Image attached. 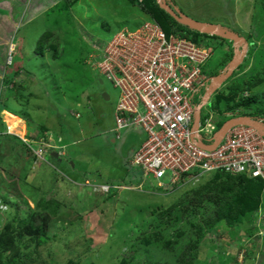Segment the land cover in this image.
<instances>
[{
  "label": "rangeland",
  "instance_id": "obj_1",
  "mask_svg": "<svg viewBox=\"0 0 264 264\" xmlns=\"http://www.w3.org/2000/svg\"><path fill=\"white\" fill-rule=\"evenodd\" d=\"M34 1L0 0V105L11 109L12 111H7L14 115H19L18 112L21 111L30 117L40 118L44 112L53 110L52 96L60 102L64 91L75 92V97L81 98L91 94L88 89H94L99 94L106 90L113 100L116 99L118 90L109 81L99 77L104 83L102 86L94 76L97 74L93 68L81 66L80 61L87 57V49H91L93 39L102 43L110 41L122 21L127 22L130 29H135L138 27L136 24L147 20V17L144 19L145 15L130 6L127 0H79L73 6L63 4L53 9L50 7L52 3L48 5L42 1L43 4L36 5ZM63 1L65 0H59L58 4ZM174 2L188 17L217 24L244 39L245 42L238 45H245L246 48L243 53L240 52L242 59L232 75L234 78L253 68L254 74L264 72V64L255 66L257 60H254L252 53V49L256 47L261 48L264 54V0ZM34 11L38 12L37 16H33ZM32 18L36 19L30 22ZM180 25H175L174 29H179L189 37L200 34ZM206 37L207 35L200 38V41H204ZM41 39L43 44L37 54L36 49ZM219 42L224 43V47L218 46ZM210 43L209 46L218 48L219 53L207 63L204 70L207 75L218 77L225 70L228 64L226 62L232 59L228 56L222 60L223 52L227 51V55H230L232 49L234 57L236 47L232 41L219 37ZM219 91L220 94L225 93L224 88ZM205 94L206 92L204 96ZM253 94L257 97L256 104L252 105V109L243 105L237 109L238 113L255 114L256 108L264 111V81L247 96ZM66 96L69 98L70 95L66 93ZM69 100L72 103L70 98ZM113 100L105 103L100 98L97 99V103H103V107L95 115L98 120L103 115L105 121L110 123ZM195 101L198 108L200 103L197 99ZM215 101L211 100L202 114L209 117L212 113L213 123L221 125L228 120L223 117L228 111L221 112L217 107L218 101ZM263 111L261 116L264 115ZM257 113L259 115L260 112ZM0 117L9 131L10 124L3 112ZM86 117L85 111L84 120ZM66 118L67 122H61L64 117L60 116L56 123L68 126L74 122L73 118ZM33 123L31 121L30 125L33 126ZM41 123L43 125L45 122ZM48 123L51 124L52 131H57L56 123ZM21 126L25 128L24 133ZM127 132L146 137L139 126L124 130L122 141L113 148L119 160L124 158V145L129 141L130 134ZM11 133L24 139L34 150L49 144L46 141L40 142L36 138L37 134L28 132L25 123L20 124L15 131L10 130V135ZM71 136L75 137L74 134ZM15 150L9 156L0 151V156L7 159L6 166L0 164V232L4 231L9 217L14 215L16 209L18 216L24 218L27 213L38 209L36 202L40 200L53 201L57 204L56 208L60 207L55 215L44 213L49 214L45 244L31 242L28 236L22 237L17 239L14 246L16 248L8 255L9 258L0 251V262L6 258L13 260L14 257L13 264H122L124 260L128 264H264V237L260 238L258 235L259 230L264 231L261 225L257 233L250 236L245 233L251 230L255 222L252 219L233 227L220 221L209 230L206 224L216 215L215 204L212 203L213 193L206 196V202L196 209L197 212L185 210L189 201L195 199V191L211 184L216 179V174L205 176L197 183L183 182L171 191L159 192L139 188L142 173L136 170V174H133L132 169L126 166L124 170L129 174L125 177L122 175V179L117 181L107 180L110 178L106 176V183L117 187L132 181L136 186L127 190L117 189V195L111 197L106 192H97L91 185H86L87 174L77 173L75 170L84 171L88 165L69 163L70 166L66 169L71 167L70 175L61 176L58 172L62 173L59 170L63 171L61 165L67 163L66 159L57 171L47 163H43L40 170L35 164L44 159L32 156V152H29L27 157H35L30 165L21 161V150ZM82 150L88 153L86 148ZM96 154L99 157L102 153L99 151ZM109 165L119 169L115 164L114 167ZM36 168L39 170L37 173ZM44 168L48 169L45 176ZM88 168L98 173V166ZM246 186L251 189L260 188L251 183ZM6 201L18 208L7 206L4 203ZM261 208L264 209V206ZM164 212L169 213L164 215ZM164 244H168L169 249Z\"/></svg>",
  "mask_w": 264,
  "mask_h": 264
},
{
  "label": "built area",
  "instance_id": "obj_2",
  "mask_svg": "<svg viewBox=\"0 0 264 264\" xmlns=\"http://www.w3.org/2000/svg\"><path fill=\"white\" fill-rule=\"evenodd\" d=\"M91 48L97 52L90 56L91 69L119 92L116 131L135 125L145 133L144 143L129 162L134 172L143 175L139 188L171 191L183 182L197 183L216 172L264 182L263 121L252 118L250 124L233 126L215 149L204 147L213 145L219 132L212 113L209 117L202 114L218 86L204 72L215 55L212 47L167 35L159 24L148 20L135 30L118 32L105 43L93 39ZM223 117L236 120L241 116L228 112ZM21 140L42 160L44 147H52L41 140L46 145L34 150ZM100 189L110 191L108 186ZM256 217L258 228H264L263 209ZM261 231L260 238L264 237Z\"/></svg>",
  "mask_w": 264,
  "mask_h": 264
},
{
  "label": "trees",
  "instance_id": "obj_3",
  "mask_svg": "<svg viewBox=\"0 0 264 264\" xmlns=\"http://www.w3.org/2000/svg\"><path fill=\"white\" fill-rule=\"evenodd\" d=\"M78 1L79 0H65L62 2V4L59 3L56 6H61L63 4H67L68 6H73ZM129 3L132 6L137 7L144 15L151 18L155 23L159 24L167 35L177 34L178 36L187 38L198 45L202 44L208 47H211L209 46L211 44L210 43L211 40H215L216 38L215 36L211 37L207 35L204 41L201 42L200 38H204V36L206 35L200 33L199 35L197 34V35H192V37H189L188 35L181 33L179 29H174L175 25H180V24H178L174 20V18H172L168 13L162 10L157 4L156 0H142V2H140V0H129ZM41 44H43V39L39 41L38 44L39 47L36 49L37 54H39L38 51L39 48H41L40 47ZM218 46L224 47V43L219 42ZM50 49H53V47L52 48L50 47ZM87 50H88L86 53L87 57H85V59L83 58L81 59L80 65L81 66L84 65L86 67L91 68L89 65L90 56L93 54H97V52L93 48ZM81 51H84V49H82ZM231 51L232 52L230 53V55H227L228 53L227 51L223 52L222 60L227 59L228 56L230 58H233V50L231 49ZM214 52L215 54L219 53L218 48H214ZM252 53L255 56L254 60H257L256 61L257 64L255 66L263 65L264 54L263 52H261V48L259 49L256 47L255 49L253 48ZM254 71L255 69L253 68L248 72L244 73L242 76L240 77L237 76L236 78L232 77L230 78V80L226 82L224 86L225 93L223 92L222 94H220L219 92L215 96V100L218 101L219 103L216 101L215 102L217 103V107L221 112L223 111L234 112L236 111V109H239L243 105L248 109H252V105L256 104L255 101H257V97L254 94L245 97L244 94L253 92V90H255L256 87L260 86L264 81V72L261 73L258 71L259 73L254 74ZM94 76L99 79L98 75H94ZM238 80L240 81L238 82ZM257 109L258 108L255 109L256 113L254 115L261 117V111L263 110L261 109L257 110ZM6 110L8 109L5 107V105H0V114L1 112H4ZM257 111L260 112L259 115ZM56 114L59 118L61 116V111L58 109ZM22 117L24 118L23 115ZM26 120L29 121V123L31 124V119H29V117H26ZM221 126L222 125H220V127ZM0 128H1L0 145L1 143L10 141L8 143L13 144L14 147L13 150L17 147H22L24 148L27 154L29 152L31 153V151L26 147V145L22 142V140H20L18 137L11 136L6 133L7 125L2 120L1 117H0ZM2 128L4 129V131H2ZM46 130L47 128L45 126H40V132L42 134L41 137L42 136L44 137L43 138L44 142L46 141L49 144H51L52 142L49 141L46 136H44ZM2 132L4 133L2 134ZM44 151L45 154L43 155V158L44 161H46L45 163H49V160H53V158L51 157L52 152H56L57 154L59 152L56 148L53 147L50 148L44 147ZM31 154L32 156H34L33 153ZM54 157H56V155H54ZM2 164L6 166V163L2 162ZM215 174L217 177L211 184L208 185L206 184L204 187H201L197 191H195V199L189 201L190 204L187 206L185 210L192 213L197 212L196 209L204 205V203L206 202L207 199L206 196H209L211 193H213L214 196L212 199L213 200L212 203L215 204L216 215L215 218L213 219L211 218L210 222L206 224L209 230L210 228L211 229L213 228L212 227L213 225L219 223L220 221L227 223L231 227L251 219L252 221L256 222L257 220L256 214H258L260 209H262L261 207L264 206V182L261 179H251L248 178L247 176H231V175L223 174L222 172H216L212 175ZM131 182L129 181L128 184H123V186L131 187L133 186ZM247 183L257 184L259 185L260 188L258 189L255 188L251 189L250 187L247 188L246 186ZM261 187H262V191H261ZM116 191H117L116 189H113L111 187L108 196L110 195L111 197H113L117 195ZM4 203L5 204L7 203V206H10L12 208H18L17 205L9 204L7 201ZM36 203L38 209L27 213L26 217L24 218L18 216V210L16 209L14 215L13 216L11 215L9 217L4 231L2 230L0 232V251L4 252V254H6V257L9 258L8 255H10V253H12L13 250L16 248V247L14 248V246L17 239H21L22 237L28 236L31 238V242H34L36 244L44 243L45 238L47 237L46 225L49 220V217L47 218V215L49 214H44V213L49 212L51 213L50 215H55L60 206H58L57 209L55 206L57 204L53 201L40 200L37 201ZM167 213L169 212H164V215H166ZM40 221L41 223L39 224ZM255 222L252 225L251 230L248 233H245L246 236L253 235V233H257V230H259ZM156 238H158V235H156ZM202 238L203 237H200V239ZM164 247L169 249L168 244L166 245L164 244ZM13 260L6 258V260H2L0 264H13L12 262ZM122 264H128V263L124 260Z\"/></svg>",
  "mask_w": 264,
  "mask_h": 264
},
{
  "label": "crops",
  "instance_id": "obj_4",
  "mask_svg": "<svg viewBox=\"0 0 264 264\" xmlns=\"http://www.w3.org/2000/svg\"><path fill=\"white\" fill-rule=\"evenodd\" d=\"M42 1H45L48 5L52 3V5L50 6L52 7V9L59 2V0H35L34 3H36V5H40L41 3L42 4L44 3ZM127 2L129 3V0H127ZM129 5L132 6L130 3ZM132 7L136 8V10H138L141 14H143L137 7L135 6H132ZM36 14H38V12L34 11L33 16H37ZM145 18H146V15L144 19ZM35 19L36 18H32L30 22ZM126 23L127 22L122 21L117 32H120L125 29H130V27L126 25ZM141 23L142 21L138 22L136 26H140ZM88 90L91 92V94L88 93L87 95L81 98L75 97L76 95L75 92L64 91L65 93L60 102H58V100L54 98V96H52L54 94H50L52 96L51 105H52L53 110L49 109L47 111L48 113L44 112L40 118L30 117L29 114L28 115L23 114L21 111L18 112L19 115L17 116L22 120V123L26 124L28 132L30 131L33 132V135L37 134L36 138H38L39 140H44L43 139L44 137L43 136L41 137L42 134L40 132V126H45L47 128L46 132L44 133L45 134L44 136H46L47 139L52 142L51 146L53 148H56L59 151L58 154L56 152L51 153V157L53 158V160H49V163L47 164L50 167H52V169L57 171L62 161L65 159L67 161V163H64L63 165H61L63 171L59 170L62 172V173L58 172L59 175L60 174L61 176L63 175L66 176L67 174L70 175L71 167L68 169L66 168L69 167L70 165L81 163V164H85L88 166H86L84 171L81 170V172H79L78 169H75V170L77 171V173L87 174L86 179L84 178L86 180L84 181L87 182L86 185L88 186L90 185L91 186H101V185H106V184L110 185L106 183V176L110 178L107 180L117 181V180L122 179L123 177L122 175H124L125 177L126 174H129L127 171L124 170V168L126 166H128L129 168V162L131 161L134 154L138 151V149L142 146V144L145 141V138L141 136L139 133L127 132V134H130L129 141L125 143L124 145L125 147V151L123 152L124 158L119 160L117 152L113 150V148L117 146L118 142L122 141L123 139L122 132L124 130H130L131 127L124 129L122 132L117 134L115 132L114 112L118 104V98L113 100V97L111 96V94H109L108 91L106 90L103 91L102 94L97 93L94 89H88ZM66 93L70 95L69 98L71 99L72 103L68 102L69 98H67L68 96H66ZM104 93H108L110 95L109 101L104 100V98H102V95ZM98 98H100L102 102H105V103H109L111 100H113V102L111 103L112 112L110 113V119H111L110 123L105 121V116L103 115L100 116L99 120L97 119V116H95L100 111V109L103 107L102 106L103 103L96 102ZM95 106H98L99 109L96 108ZM58 109L61 111V116L64 117V119L61 120V122H67L68 119L66 117L73 118L74 122H71V124H69L68 126L63 125L61 122L56 123V122H59V118L56 114V110ZM81 109L82 111H80ZM8 110L10 111L11 109H8ZM9 111L6 110L5 113ZM85 111H86V116H87L86 120H84L83 118ZM5 113H3V115ZM22 115L24 116V118L22 117ZM77 115H79V117H77ZM26 117H29V119L32 118L31 121L34 122L33 126H31L29 121L26 120ZM41 122H45V123L42 125ZM48 122L56 123V126L58 128L57 131H52L53 129L51 128V124ZM131 132L133 131L131 130ZM7 134L10 135V130H9V133ZM71 134H74L75 137L71 136ZM11 136H15V134L11 133ZM8 142L1 143L0 151L4 152L5 154L7 153V155L9 156L10 153H15V152H13V148H14L13 144L8 143ZM83 148L84 149L86 148V152L88 153H84L82 150ZM15 149L21 150V153H22L21 161L28 162L30 165H32V162L35 161V158L33 157L31 158V156L27 157L28 154L22 147H17ZM99 151L102 154L101 155L99 154L100 156L98 157L96 153H99ZM54 155H56V157H54ZM2 162L3 163L7 162V159L5 157L0 156V164H2ZM45 162L46 161L38 162L37 164H35V166L38 169L40 168L41 170L43 168V163ZM109 164H112L113 167L115 164L117 165L116 167H119V169L117 168L114 169ZM92 165L98 166V173H96L91 168H88L89 166H92ZM37 168L35 169L36 171L35 173L39 171ZM86 169L89 170L91 173H89ZM47 171L48 169L44 168V174H43L44 176H45V173L46 174L48 173ZM133 174H136V173H133ZM55 177H58V175H55Z\"/></svg>",
  "mask_w": 264,
  "mask_h": 264
},
{
  "label": "water",
  "instance_id": "obj_5",
  "mask_svg": "<svg viewBox=\"0 0 264 264\" xmlns=\"http://www.w3.org/2000/svg\"><path fill=\"white\" fill-rule=\"evenodd\" d=\"M168 1H170V0H157V3L159 4L161 9H163L168 14H170V16H172L179 24L189 28L192 31L195 30L197 32H200L201 34H205V35H209V36H216V37H219V38L224 39V40L232 41L234 43V45L236 47V49L234 51V57L231 60V62L226 66L223 73L220 74L216 78V80L218 82V86L215 87V89L213 90L212 93H214L217 89L220 88V86L222 84H224V82H226L229 78H231L234 71L236 70L239 62L242 59V55L240 54V52L243 53L245 48H246L245 45H242L243 47L238 46V45L244 43L245 41L238 34L231 32L228 29L223 28L217 24L201 22V21H197L193 18L188 17L187 15L183 14L178 7L174 6L173 4H167ZM240 47H241V49H240ZM102 98H104V100H107V101H109V99H110L108 94H106V93H104L102 95ZM199 120H200V112L198 110V112L196 114V123H198ZM250 120L251 119L248 117H241V118H238L236 120H230V121L226 122L222 126L220 131L216 134L215 139H214V144L211 146H208V147L206 146V148L208 150L215 149V147L219 144L221 138L225 135V133L231 127L236 126V125L250 124V122H251ZM254 126H256L255 123H254Z\"/></svg>",
  "mask_w": 264,
  "mask_h": 264
},
{
  "label": "clouds",
  "instance_id": "obj_6",
  "mask_svg": "<svg viewBox=\"0 0 264 264\" xmlns=\"http://www.w3.org/2000/svg\"><path fill=\"white\" fill-rule=\"evenodd\" d=\"M157 1V0H156ZM158 4V3H157ZM167 4H173L174 6H176V7H178V5L174 2V0H170V1H168L167 2ZM159 5V4H158ZM160 7V6H159ZM179 8V7H178ZM180 9V8H179ZM163 10V9H162ZM181 10V9H180ZM166 12V11H165ZM182 12V11H181ZM167 13V12H166ZM183 13V12H182ZM184 14V13H183ZM170 15V14H169ZM147 17V20H142V23L140 24V26L145 22V21H148V20H151V21H153L151 18H149L148 16H146ZM172 17V16H171ZM173 18V17H172ZM175 20V19H174ZM176 21V20H175ZM198 21V20H197ZM201 22H204V21H201ZM208 23V22H207ZM140 26H138V27H136L135 29H137V28H139ZM182 26V25H181ZM135 29H132V30H135ZM129 30H131V29H129ZM174 35H177V34H174ZM205 35V34H204ZM209 36V35H208ZM211 37H213V36H211ZM216 37V36H215ZM183 38V37H182ZM187 39V38H186ZM189 40V39H188ZM191 41V40H190ZM233 47V46H232ZM213 48V47H212ZM214 49V48H213ZM216 55V54H215ZM214 55V56H215ZM233 59V58H232ZM231 59V60H232ZM231 60L229 61V62H227L228 64L231 62ZM227 64V65H228ZM204 72H205V70H204ZM206 73V72H205ZM223 73V71L222 72H220V74H222ZM97 74V73H96ZM219 74V75H220ZM98 75V74H97ZM99 76V75H98ZM211 78H214V79H216L217 77L215 76V75H209ZM100 77V76H99ZM233 76H231V78H232ZM228 80H230V78L228 79ZM227 80V81H228ZM226 81V82H227ZM99 82H100V84L103 86V82H102V80H100L99 79ZM226 82H224V84H222V87L221 88H219V89H217L214 93V96L211 98V100H214L215 99V96L219 93V92H221V91H219V90H221V89H223L224 88V86H225V84H226ZM106 94H108V93H106ZM248 95V93H245L244 94V96L245 97H248L247 96ZM108 96H109V98H110V95L108 94ZM118 98V97H117ZM110 100V99H109ZM211 100L209 101V104H210V102H211ZM208 104V105H209ZM116 109V108H115ZM245 111V110H244ZM200 112V111H199ZM229 113H232V112H229ZM235 113H238L237 112V109H236V111H235ZM238 114H240V113H238ZM240 116L241 117H248V118H250V119H252V118H257V119H259V120H261V121H263L264 122V116H261V117H259V116H256V115H254L253 113H241L240 114ZM77 117H79V115H77ZM241 117H239V118H241ZM114 119H115V112H114ZM258 120V121H259ZM228 121H230V120H227L226 122H228ZM225 122V123H226ZM224 123V124H225ZM224 124H221L222 126L224 125ZM132 126H135V125H130L129 127H127V128H130V127H132ZM218 126V128H219V131H220V129L222 128V126L220 127V125H217ZM138 127V126H137ZM127 128H125V129H127ZM124 129H122V130H120V131H116V122H115V132L117 133V134H119L120 132H122ZM145 134V133H144ZM146 138V137H145ZM202 146H204L203 144H202ZM211 146V145H210ZM205 148H206V146H204ZM208 147V146H207ZM130 168V167H129ZM132 169V168H131ZM133 171V170H132ZM133 173H136V172H134L133 171ZM139 185H141V183L140 184H138V186ZM101 186H104V185H101ZM101 186H92V187H94V189L97 191V192H99V191H101V189H100V187ZM108 187H110V190H111V186H109V185H107ZM136 186V185H135ZM134 185L133 186H131L132 188L133 187H135ZM113 189H121V188H125L126 190L127 189H129L130 187H126V186H117V187H112ZM143 188H149V187H143ZM150 190H152V191H161V190H153V189H151V188H149ZM110 192V191H109ZM108 192V193H109ZM162 192V191H161ZM107 193V194H108Z\"/></svg>",
  "mask_w": 264,
  "mask_h": 264
},
{
  "label": "bare ground",
  "instance_id": "obj_7",
  "mask_svg": "<svg viewBox=\"0 0 264 264\" xmlns=\"http://www.w3.org/2000/svg\"><path fill=\"white\" fill-rule=\"evenodd\" d=\"M118 33V32H117ZM116 33V34H117ZM5 112V111H4ZM3 112V113H4ZM5 117V119L7 120V123L10 124V130L15 131L17 128H19V125L22 124V120L19 119L16 115L7 112L3 115ZM24 126L21 127V131H25V128H23ZM26 133V132H25Z\"/></svg>",
  "mask_w": 264,
  "mask_h": 264
}]
</instances>
